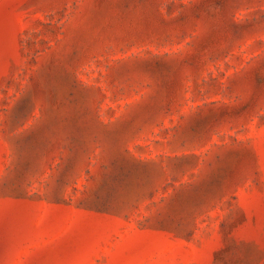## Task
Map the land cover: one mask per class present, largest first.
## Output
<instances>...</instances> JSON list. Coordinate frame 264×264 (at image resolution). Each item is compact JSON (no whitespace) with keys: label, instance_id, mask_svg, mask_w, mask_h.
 <instances>
[{"label":"rangeland","instance_id":"1","mask_svg":"<svg viewBox=\"0 0 264 264\" xmlns=\"http://www.w3.org/2000/svg\"><path fill=\"white\" fill-rule=\"evenodd\" d=\"M0 264H264V0H0Z\"/></svg>","mask_w":264,"mask_h":264}]
</instances>
